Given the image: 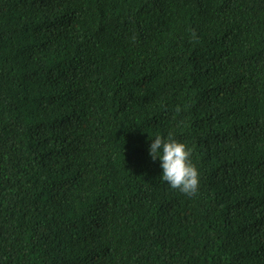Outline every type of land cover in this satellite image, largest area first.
<instances>
[{
    "label": "trees",
    "instance_id": "obj_1",
    "mask_svg": "<svg viewBox=\"0 0 264 264\" xmlns=\"http://www.w3.org/2000/svg\"><path fill=\"white\" fill-rule=\"evenodd\" d=\"M0 264H264V0H0Z\"/></svg>",
    "mask_w": 264,
    "mask_h": 264
},
{
    "label": "clouds",
    "instance_id": "obj_2",
    "mask_svg": "<svg viewBox=\"0 0 264 264\" xmlns=\"http://www.w3.org/2000/svg\"><path fill=\"white\" fill-rule=\"evenodd\" d=\"M192 152L184 143L157 135L150 146V156L153 160L159 158L162 167V180L174 190H179L188 197L198 193L199 171L191 161Z\"/></svg>",
    "mask_w": 264,
    "mask_h": 264
}]
</instances>
